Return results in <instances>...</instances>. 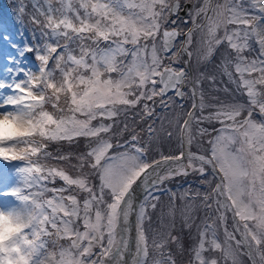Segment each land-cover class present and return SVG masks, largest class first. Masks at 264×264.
I'll return each instance as SVG.
<instances>
[{
	"label": "snow or ice",
	"instance_id": "1",
	"mask_svg": "<svg viewBox=\"0 0 264 264\" xmlns=\"http://www.w3.org/2000/svg\"><path fill=\"white\" fill-rule=\"evenodd\" d=\"M189 4L182 23L191 27H172V17ZM33 9L30 23L40 43L25 51L36 53L40 71L12 85L0 83L15 93L0 107L22 104L42 141L22 142L25 188L5 193L26 206L30 226L24 239L34 241L14 259L129 264L131 253V264H177L170 245L182 251L180 238L171 230L149 235L151 212L161 202L155 193L166 192L174 216L177 194L162 186L198 175L203 190L180 194L187 202L184 226L196 230L189 264H242L241 256L264 264V0H34ZM18 11L24 14L26 5ZM196 33L198 60L219 52L217 67L235 86L234 100L210 102L200 87L202 74L191 75ZM184 55L185 67H175ZM176 97L191 100L167 133L178 150L149 159L158 135L148 124L142 142L136 125L154 117L157 104L172 107ZM81 141L85 150L79 153L47 151L52 142ZM73 156L75 175L41 162ZM57 178L64 185L49 187ZM193 206L204 210L199 224L190 216Z\"/></svg>",
	"mask_w": 264,
	"mask_h": 264
},
{
	"label": "rangeland",
	"instance_id": "2",
	"mask_svg": "<svg viewBox=\"0 0 264 264\" xmlns=\"http://www.w3.org/2000/svg\"><path fill=\"white\" fill-rule=\"evenodd\" d=\"M42 2L43 0H41V3ZM21 3L26 5V12L24 14H21L18 11ZM33 3L34 0H0V83L5 85H12L26 79L25 73L38 74L40 71V63L36 59V53L25 51L26 47L34 48L38 43H40V41L34 36V32L38 35V29L35 25L30 23V15L34 12ZM176 26L187 29L188 27H191V23L189 22L187 25L183 24L182 20H178ZM200 39L201 37L199 33L194 34L193 44L191 46L194 50L190 49L193 52L190 62L193 70H197L196 76L202 74L200 87L203 89L205 97L207 94L211 96L206 99L212 103H216L217 100L224 102L234 100L237 97L235 86L228 83L227 78L220 73L217 67L220 64L221 58L219 52L213 55L210 60H198L197 49L199 47L198 42ZM10 60L11 62H9ZM183 61H188L186 55L183 56L181 64L174 66L185 67ZM9 69H12V71H8ZM21 69H23V71H20ZM210 77H215V80L213 81ZM202 83H205V85ZM208 85L209 88L207 92L206 89ZM225 87L229 89V92L226 93L223 91ZM184 91L189 92L188 87H186ZM14 95L15 93L11 87L6 86L4 88H0V105H5L6 99ZM168 96L173 97L174 94H169ZM243 100L246 102V97H244ZM179 101L175 98V104L167 109L157 104L155 107L154 117L137 123L136 128L137 131L140 132L142 142L147 140L148 124H152V127L156 130V134L158 135V138L154 139L152 142V150L148 153L149 159L159 158L160 152H164L165 154H168L169 152H177L178 141L176 139L169 138L167 133L173 130V122L175 121L177 114H180L183 110H190L191 105V100L184 99L181 102ZM180 104H183L184 109L177 106ZM48 110L52 111L50 106ZM9 111H20V108L12 105L0 107V112ZM257 119H259L258 116ZM141 129H143V131H141ZM51 146L52 143H49L48 147L51 148ZM81 146L82 149L80 148ZM70 147L72 149H70L69 152L77 150V153H79L85 150L83 141L80 142L79 146L71 145ZM66 151L67 150L64 149L61 150L63 153H66ZM51 153L54 155L59 154L56 153V151H52ZM69 161L49 159L47 161L42 160L41 162L46 163L49 166H62L66 168L69 173L75 175L76 169L73 165H75L77 161ZM68 162L70 163L69 166H71L73 170L67 166ZM22 167H24V162L22 161L0 160V209L7 211L14 207L17 208L19 214L27 216L26 206L20 199L16 196L5 195V193H11L25 188L24 177L19 171ZM200 179L201 177L195 179L193 183L185 186L183 184L185 180H182V183L180 181L174 182V180H171L162 186L163 189L170 190L172 188L171 191L177 194L174 201L176 206L174 216H170L168 214L170 200L165 191H158L155 193V195L161 197V202L158 204L157 209L154 212H151L150 210V236L154 232L163 233L171 230L173 235L180 238V243L183 245L182 251L178 250L175 244L170 245V250L176 255L177 264H189V253L196 240L195 227L189 230L184 226V218L181 215V209L187 202L180 199V194L189 188H200L203 190L204 186L199 183ZM49 187L60 186H58V184H50ZM51 195V193H48L49 197ZM65 195H67V193H65ZM189 213L196 224H199L204 217V210L197 206H193L189 210ZM228 217L229 230L231 231V213H228ZM146 227H148V225H146ZM81 230L83 229L81 228ZM222 232L223 230L221 229V239H223ZM237 239H239V234H237ZM61 243H64V241H61ZM96 251H98V249ZM240 259L242 264H252L247 256H241ZM221 264H223V261H221Z\"/></svg>",
	"mask_w": 264,
	"mask_h": 264
},
{
	"label": "clouds",
	"instance_id": "3",
	"mask_svg": "<svg viewBox=\"0 0 264 264\" xmlns=\"http://www.w3.org/2000/svg\"><path fill=\"white\" fill-rule=\"evenodd\" d=\"M20 111L0 112V160L20 161L26 158L27 150L22 142L30 141L35 144L42 143L33 118L22 104L17 103ZM30 226L27 216L0 209V255L4 259L2 264H29L30 256L18 253L33 246L34 241L24 239L26 229ZM47 264H55L49 260Z\"/></svg>",
	"mask_w": 264,
	"mask_h": 264
},
{
	"label": "trees",
	"instance_id": "4",
	"mask_svg": "<svg viewBox=\"0 0 264 264\" xmlns=\"http://www.w3.org/2000/svg\"><path fill=\"white\" fill-rule=\"evenodd\" d=\"M185 29V28H184ZM192 50H194L193 48H191ZM191 70H193V68L191 67ZM196 71L197 70H193V72H192V75L193 76H196L197 74H196ZM203 85H205V83H202ZM208 88H209V85L207 86V89H206V91L208 92ZM209 97H211L209 94H207L206 95V98L208 99ZM177 101H179V100H177ZM179 102H181V101H179ZM216 127H219V125H216ZM60 145H63V147H61ZM81 149H82V146L80 147ZM62 149H64V150H67L66 151V153H77V150L76 151H73V152H69V150L70 149H72L71 147H70V145H68L66 142H60V144H57V143H55V142H52V146H51V148L50 147H48L47 148V151L48 152H52V151H56V153H60L61 152V150ZM193 151H196V148L195 147H193ZM71 161H75L76 162V159H75V157L73 156L71 159H70ZM67 161H69V160H67ZM70 162V161H69ZM68 162V164H67V166H69V163ZM70 168H71V166H69ZM72 169V168H71ZM73 170V169H72ZM199 178V176L198 175H189V176H187V177H176L175 179H174V182H178V181H184L185 180V182H183V184H184V186L185 185H189V184H191V183H193L194 182V180L195 179H198ZM97 182L98 181H96V180H93V183L94 184H97ZM181 182V183H182ZM55 184H58V186H63L64 185V182L62 181V180H60L59 178H57V180H56V182H55ZM172 189V188H171ZM170 189V190H171ZM80 198L82 199L83 198V194H81L80 195ZM81 228H82V225H81ZM64 243H66L65 241H64Z\"/></svg>",
	"mask_w": 264,
	"mask_h": 264
},
{
	"label": "water",
	"instance_id": "5",
	"mask_svg": "<svg viewBox=\"0 0 264 264\" xmlns=\"http://www.w3.org/2000/svg\"><path fill=\"white\" fill-rule=\"evenodd\" d=\"M190 7H191L190 4H189V5H186V6L184 7V10L180 11L179 14H178V16H175V19H174V20H177L178 18L183 19L184 21H185V20H188V17H187V9L190 8ZM172 18H174V17H172ZM178 39H179V40H183L184 37L181 36V37H179ZM169 54H171V53H169ZM186 57H187V56H186ZM188 59H189V58L187 57V60H188ZM188 67H189V70H190V73H191L192 70H191V64H190V62H189ZM191 75H192V74H191ZM185 88H186V87H185ZM184 90H185V89H184ZM169 94H174V93L170 91V92L168 93V95H169ZM177 98H178V97H177ZM179 99H180V98H179ZM180 100H181V99H180ZM142 195H143V193L138 194V197H137V203L142 199ZM131 221H132V223H133V225H134V223H135V216H133V217L131 218ZM133 235H134V232H133ZM131 250H132V252L135 251V243H134V241L132 242ZM126 258L128 259L129 264H131V253H130L129 256L126 257Z\"/></svg>",
	"mask_w": 264,
	"mask_h": 264
},
{
	"label": "bare ground",
	"instance_id": "6",
	"mask_svg": "<svg viewBox=\"0 0 264 264\" xmlns=\"http://www.w3.org/2000/svg\"><path fill=\"white\" fill-rule=\"evenodd\" d=\"M11 210H12L13 212L19 213V211L17 210V208H14V207H13Z\"/></svg>",
	"mask_w": 264,
	"mask_h": 264
}]
</instances>
